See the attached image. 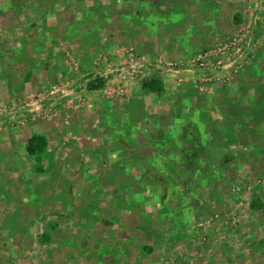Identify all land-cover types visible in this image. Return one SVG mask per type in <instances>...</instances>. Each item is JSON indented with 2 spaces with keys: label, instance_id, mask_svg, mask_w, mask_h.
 Returning <instances> with one entry per match:
<instances>
[{
  "label": "rangeland",
  "instance_id": "obj_1",
  "mask_svg": "<svg viewBox=\"0 0 264 264\" xmlns=\"http://www.w3.org/2000/svg\"><path fill=\"white\" fill-rule=\"evenodd\" d=\"M0 123L40 215L9 259L264 264V0H0Z\"/></svg>",
  "mask_w": 264,
  "mask_h": 264
},
{
  "label": "crops",
  "instance_id": "obj_2",
  "mask_svg": "<svg viewBox=\"0 0 264 264\" xmlns=\"http://www.w3.org/2000/svg\"><path fill=\"white\" fill-rule=\"evenodd\" d=\"M45 68H46V66H40V64H39V67H37V70H32L31 72L29 71L25 75L24 78L27 80L29 76L32 79H33V77H39V79L41 81L42 77H45L47 75V71L49 72L50 75L55 74L54 71L52 72L50 69L47 70ZM56 76H58L60 78V77H64L65 75H60L58 73V75H56ZM28 85L29 84H26V86H28ZM9 89H11V88H9ZM2 124L3 123H0V128H2L1 127V126H3ZM33 131H34V134H40L37 132L38 129H35ZM5 134H6V132L0 133V155H1L0 169H5L7 171V170H10L9 164H11L7 158L8 155L14 154L16 156L18 153H20V151H14V150H12L11 147H9L10 144H8V136L13 135L14 139H17V140L21 137L18 135L17 132H15V133L12 132L11 134H8V136H6ZM40 135H38V136H40ZM42 136H44L43 138L46 139L48 147L51 148V142H50L49 135L48 134H42ZM42 136H40V137H42ZM103 155H104V153H103ZM41 167L44 169L46 168L45 166H41ZM13 168H15V167L13 166ZM39 169L40 168H38V170ZM61 172H65V170H61ZM17 181H15V182L17 183ZM16 183H14L12 181H9V183H7V181L4 182V181L0 180V188L1 189L5 188V187L14 188L18 185V183H17V185H16ZM34 199L35 198H32L31 200H34ZM35 200H37V198ZM24 201L25 200H23V196H21V195H14L12 197L8 196L7 194L6 195H0V264H22L24 260L19 259L18 255L14 256L13 259L12 258L9 259L8 255H7V251L9 249L12 252H14V250H22L23 251L25 249V244H26L25 239L27 237L33 239V236H36L39 234L38 233V224H37V222L40 218L39 212L38 213L36 212L35 216L30 219V218L25 217L24 212L21 213V212H18V210L17 211L12 210L13 204H21V203L24 204ZM26 215H27V213H26ZM62 219H65V218H62ZM62 221H65V220H62ZM48 225L49 226H48L47 230H45L44 233H41L42 235L36 239V242H37V244L39 241L46 243V240L51 238V240L48 243H46L48 249H50V250H55V248H56V244H54V240L52 238L53 235H55V234H57V235L62 234L65 236L66 235H68V236L72 235L71 234L72 232L70 230L62 229L61 226L57 227L55 223L50 224L48 222ZM33 245H35V244H33Z\"/></svg>",
  "mask_w": 264,
  "mask_h": 264
},
{
  "label": "trees",
  "instance_id": "obj_3",
  "mask_svg": "<svg viewBox=\"0 0 264 264\" xmlns=\"http://www.w3.org/2000/svg\"><path fill=\"white\" fill-rule=\"evenodd\" d=\"M160 86L161 85L158 81H150L149 83L144 85V88L152 92L160 93L162 92V89ZM102 87H103V83H101V85H95L91 83L89 88L95 91V90L101 89ZM47 146L48 145H47L46 139L40 136H35L29 141L27 145V152L31 156H40L45 152V150L47 149Z\"/></svg>",
  "mask_w": 264,
  "mask_h": 264
}]
</instances>
